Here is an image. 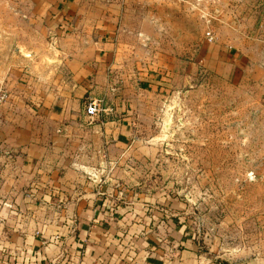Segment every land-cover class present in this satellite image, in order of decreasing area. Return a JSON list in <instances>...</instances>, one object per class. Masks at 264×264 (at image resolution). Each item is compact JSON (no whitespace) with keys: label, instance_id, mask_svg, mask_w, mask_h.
I'll list each match as a JSON object with an SVG mask.
<instances>
[{"label":"rangeland","instance_id":"1","mask_svg":"<svg viewBox=\"0 0 264 264\" xmlns=\"http://www.w3.org/2000/svg\"><path fill=\"white\" fill-rule=\"evenodd\" d=\"M10 3L1 26L17 21ZM71 3L89 24L110 17L106 76L132 139L115 165L120 190L177 217L180 248L264 264V0Z\"/></svg>","mask_w":264,"mask_h":264},{"label":"crops","instance_id":"2","mask_svg":"<svg viewBox=\"0 0 264 264\" xmlns=\"http://www.w3.org/2000/svg\"><path fill=\"white\" fill-rule=\"evenodd\" d=\"M17 2V21L0 25V264H218L179 247L177 217L120 190L115 165L132 139L106 76L110 17L89 24L71 0ZM88 98L106 111L86 116Z\"/></svg>","mask_w":264,"mask_h":264},{"label":"built area","instance_id":"3","mask_svg":"<svg viewBox=\"0 0 264 264\" xmlns=\"http://www.w3.org/2000/svg\"><path fill=\"white\" fill-rule=\"evenodd\" d=\"M6 93L4 91H0V105L5 101ZM102 102L100 99L97 98H88L85 106H84V114L88 117H94L104 111L105 108L101 107Z\"/></svg>","mask_w":264,"mask_h":264},{"label":"trees","instance_id":"4","mask_svg":"<svg viewBox=\"0 0 264 264\" xmlns=\"http://www.w3.org/2000/svg\"><path fill=\"white\" fill-rule=\"evenodd\" d=\"M220 264V263H219Z\"/></svg>","mask_w":264,"mask_h":264}]
</instances>
